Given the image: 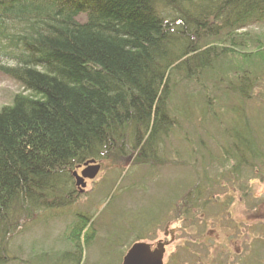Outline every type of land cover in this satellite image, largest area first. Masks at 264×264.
Instances as JSON below:
<instances>
[{"label":"trees","instance_id":"16d2710c","mask_svg":"<svg viewBox=\"0 0 264 264\" xmlns=\"http://www.w3.org/2000/svg\"><path fill=\"white\" fill-rule=\"evenodd\" d=\"M259 22L264 0H0V75L26 92L0 109V232L17 225L22 207L28 218L73 204L71 171L127 130L142 159L158 158L175 126L171 75L196 80L220 58L245 72L263 41L238 31ZM251 43L256 50L245 51ZM243 120L224 132L246 165L240 152L261 153ZM92 218L75 214L66 240L76 254L60 264H79Z\"/></svg>","mask_w":264,"mask_h":264},{"label":"rangeland","instance_id":"374dc122","mask_svg":"<svg viewBox=\"0 0 264 264\" xmlns=\"http://www.w3.org/2000/svg\"><path fill=\"white\" fill-rule=\"evenodd\" d=\"M238 33L261 38L264 48V23ZM234 62L239 71L220 58L196 80L171 75L167 111L175 126L158 158L142 159L131 130L124 132L95 160L96 178L83 192L75 187L73 204L28 218L22 207L17 225L0 232L4 264H60L64 253L75 255L66 238L77 213L92 215L95 232L79 264H121L132 244L158 241L168 243L163 264H264V54L246 62L247 72ZM18 94L26 95L23 87L0 75V109ZM238 115L261 153L240 152L246 165L235 162L224 132ZM195 199L198 207H183Z\"/></svg>","mask_w":264,"mask_h":264},{"label":"water","instance_id":"95a60500","mask_svg":"<svg viewBox=\"0 0 264 264\" xmlns=\"http://www.w3.org/2000/svg\"><path fill=\"white\" fill-rule=\"evenodd\" d=\"M85 170L78 176L75 172L72 173L76 181V186L80 191L86 186L84 180H93L99 171V165L95 161L90 160L84 164ZM171 233H173L171 231ZM173 239L171 234V240ZM168 244V243H167ZM155 247L146 242H138L132 244L122 258L121 264H163L165 245L158 242Z\"/></svg>","mask_w":264,"mask_h":264},{"label":"flooded vegetation","instance_id":"af4514ba","mask_svg":"<svg viewBox=\"0 0 264 264\" xmlns=\"http://www.w3.org/2000/svg\"><path fill=\"white\" fill-rule=\"evenodd\" d=\"M74 170H75L76 172H78L79 175H80L81 172L85 170V167H84V165L82 164L81 166L75 168ZM73 180H74V179H73ZM88 181H93V180H88ZM75 183H76V181H75ZM75 187H76V184H75ZM76 189H77V188H76ZM78 193H80V192H78ZM171 231L174 232L173 230H170L169 232H167V228H165V229H164V235H165V236H169V238H170V237H171V234H172V236H173V234H174V233H171ZM158 242H161V241H158ZM158 242H157V243H158ZM157 243H156V244H157ZM161 243H163V242H161ZM149 244H150V243H149ZM163 244L165 245V248H166L167 245H168L167 243H163ZM154 247H155V246H152V248H154Z\"/></svg>","mask_w":264,"mask_h":264}]
</instances>
